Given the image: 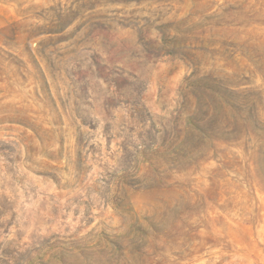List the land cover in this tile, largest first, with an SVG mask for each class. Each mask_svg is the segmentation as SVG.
Listing matches in <instances>:
<instances>
[{
    "label": "rangeland",
    "instance_id": "374dc122",
    "mask_svg": "<svg viewBox=\"0 0 264 264\" xmlns=\"http://www.w3.org/2000/svg\"><path fill=\"white\" fill-rule=\"evenodd\" d=\"M0 264H264V0H0Z\"/></svg>",
    "mask_w": 264,
    "mask_h": 264
}]
</instances>
